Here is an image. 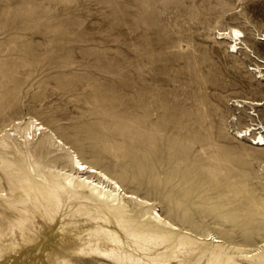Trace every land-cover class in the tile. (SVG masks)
Listing matches in <instances>:
<instances>
[{"label": "bare ground", "instance_id": "1", "mask_svg": "<svg viewBox=\"0 0 264 264\" xmlns=\"http://www.w3.org/2000/svg\"><path fill=\"white\" fill-rule=\"evenodd\" d=\"M208 1L155 0V6L192 19ZM239 1L218 2L221 9L213 17L210 35L214 43L224 44L231 56L246 59L244 68L253 72V83L264 87V28L257 26L264 18V0H243L244 4ZM149 2L130 1L129 7L145 5L148 9ZM258 4L263 5L259 13L255 11ZM203 14L210 20L207 6ZM234 18L247 28L220 23ZM136 25H142L141 19ZM139 61L140 58L135 61L136 67L127 71L120 87L124 111L133 116L135 134L140 139L128 134V150L136 153L142 145L158 150L150 159L142 158L138 163L143 167V163L159 160L161 165L168 164L169 170H157L153 164L157 170H153V178L148 173L142 178L133 174L129 178L133 185H128L124 176L125 163L132 162L130 158L113 171L111 165L116 163L102 165L100 160L108 159L81 144L70 131L57 130L28 113L8 116L0 126V264H264V224L250 225L252 211L264 219V198L244 196L246 218L240 222V243L228 240L229 230L223 227L206 225L198 230L204 217L191 212L192 206L201 205L205 214L221 220H233L241 214L240 209L222 211L224 199L220 191L204 194L212 189L206 177H216L214 171L219 164L229 163L218 145L220 132L264 149V96L228 94L227 111L207 129L194 126L197 120L187 111L168 119L163 114L168 103L163 95L146 98L149 89L143 84ZM130 64L126 61V65ZM209 67L203 60L185 80L187 92L195 100L215 101V92H221L228 82L218 80ZM4 85L0 79V113L6 114L16 109L20 98L17 83L9 89ZM175 99L177 96H173ZM184 105L183 102L181 107ZM123 121L114 127L122 135L124 129L132 128ZM149 128L156 133L149 139L141 138L140 131ZM157 138L167 139L168 143L159 145ZM180 160L187 163L180 166ZM189 160L201 166L190 171ZM259 162L264 168V158ZM177 172L176 182L160 176L165 173L170 178ZM239 177L233 182L237 192L242 183ZM139 188L142 193L137 191ZM184 219L194 229L183 225Z\"/></svg>", "mask_w": 264, "mask_h": 264}, {"label": "rangeland", "instance_id": "2", "mask_svg": "<svg viewBox=\"0 0 264 264\" xmlns=\"http://www.w3.org/2000/svg\"><path fill=\"white\" fill-rule=\"evenodd\" d=\"M130 1L136 2L0 0V79L4 80V87L8 89L17 83L20 98L14 111L6 112L7 115L0 113V126L14 114L35 115L57 130L70 131L81 144L100 152L103 158L108 159L100 160L102 165L116 163L111 165L113 171L130 158L132 162L125 163L124 178L128 179V185H133L129 180L133 174L142 178L148 173L153 178V170H169V165H161L159 160L140 166L139 159H150L158 150L152 151L143 148V145L136 149V153L128 150V134L137 139L139 135L135 134L133 116L124 111L123 90L120 87L127 71L136 67L138 58L145 79L143 84L149 89L146 98L163 95L168 100L163 110L165 117L171 119L187 111L197 120L194 126L204 129L210 128L214 119H220L225 114V97L228 94L262 97L264 87L253 83V72L244 68L246 59L231 56L224 44L214 43L210 27L215 24L213 17L221 9L220 0L205 2L192 19L178 16L171 9L157 10L155 0H149L148 9L145 5L143 8L136 5L129 7ZM238 4H244V1L240 0ZM206 6L210 20H206L203 14ZM261 8L263 5L258 4L255 11L259 13ZM140 19L142 25L137 26ZM223 22L247 28L235 18L220 23ZM257 26L264 28V18ZM203 60L209 63L211 71L216 72L218 80H228L221 92H215V101L211 102L195 100L187 92L185 80ZM126 61L131 64L126 65ZM173 96H177V101L172 100ZM183 102L185 105L181 107ZM123 119L132 125L129 131L124 129V135L114 128L125 123ZM154 133L156 130L152 128L140 131L144 139H149ZM219 138L221 144L218 145L222 146L229 163L219 164L214 171L216 177H206L212 189L204 194L213 195L220 191L224 199L222 211L227 213L240 209L241 214L233 220H221L205 214L201 205L192 206L191 212L204 217L205 221L198 230L206 225L223 227L229 230L228 240L240 243L243 239V224L240 222L246 218L244 196L252 194L256 199L264 198V168L259 162L264 158V149H256L247 140H235L226 133L220 132ZM156 141L159 145L168 143L167 139L157 138ZM87 154L84 157L89 159ZM198 159L203 162L202 158ZM191 161L190 171L201 166L198 161ZM179 163L183 166L187 161L180 160ZM153 164H156L157 170L152 168ZM177 175L178 172L167 178L165 173L160 174L162 179L172 182L178 180ZM238 176L242 182L239 192L233 184ZM137 191L142 193L140 188ZM251 213L253 220L250 225L262 226L264 219L256 212ZM183 225L194 229L185 219Z\"/></svg>", "mask_w": 264, "mask_h": 264}]
</instances>
